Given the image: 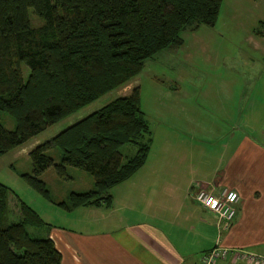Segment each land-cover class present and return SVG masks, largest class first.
I'll list each match as a JSON object with an SVG mask.
<instances>
[{
    "label": "trees",
    "instance_id": "trees-1",
    "mask_svg": "<svg viewBox=\"0 0 264 264\" xmlns=\"http://www.w3.org/2000/svg\"><path fill=\"white\" fill-rule=\"evenodd\" d=\"M223 0H0V155L114 88L126 85L158 51L183 43L182 32L215 24ZM44 19L31 24L29 8ZM264 35V19L254 28ZM29 68L24 76L23 64ZM7 111L16 120L8 128ZM149 119L141 88L120 95L74 121L30 151L33 169L23 176L50 195L40 175L67 166L92 174L94 186L71 191L66 208L112 201L111 188L130 177L148 156ZM135 148L124 161L122 146ZM61 149L59 162L48 153ZM10 188L0 182V264H63L50 236H35L28 225H49L21 202V218L10 220Z\"/></svg>",
    "mask_w": 264,
    "mask_h": 264
},
{
    "label": "crops",
    "instance_id": "crops-1",
    "mask_svg": "<svg viewBox=\"0 0 264 264\" xmlns=\"http://www.w3.org/2000/svg\"><path fill=\"white\" fill-rule=\"evenodd\" d=\"M199 29H190L191 46L184 37L176 44L186 49L177 74L168 80L154 74L146 110L140 77L125 85L129 93L140 86L143 110L163 125L145 163L111 188L110 203L64 206L59 221L43 217L49 223L44 236L55 241L63 264H196L216 244L264 253V78L262 95L248 96L237 111L225 102L236 99L233 78L212 77V85L201 88L191 70L208 46ZM256 47L264 50V43ZM198 94L219 102L220 118L204 113ZM201 187L241 195L230 226L196 199Z\"/></svg>",
    "mask_w": 264,
    "mask_h": 264
},
{
    "label": "rangeland",
    "instance_id": "rangeland-1",
    "mask_svg": "<svg viewBox=\"0 0 264 264\" xmlns=\"http://www.w3.org/2000/svg\"><path fill=\"white\" fill-rule=\"evenodd\" d=\"M29 15L34 27L43 24L44 19L35 12L33 7L29 8ZM261 19H264V0H223L216 23H203L200 25V29L196 31L203 43L208 46L203 50L202 55L199 54L192 63V73L201 78L198 84L201 88L211 86L212 77L233 78L236 81L233 92L236 99L232 100L233 95L225 99L229 108L230 104H233L232 110L237 111L248 96L253 98L256 95H262L258 88L262 84L260 80L264 78V50L257 48L256 45L257 42L264 43V36L254 33V28ZM193 34L195 33L190 29L182 32L183 37L188 41L187 46L194 44L191 40ZM185 50L179 49L177 45L173 44L146 59L144 68L135 76L140 77L144 85L146 95L143 108L145 110L148 107L147 97H150L151 101L153 98L151 86L154 74L163 79H169L170 73L177 74L174 70L178 69L179 58L183 57ZM23 72L24 76L27 77L29 68L25 63L23 64ZM124 86L107 91L76 112L48 126L22 145L0 155V182L10 188L11 221H17L21 218L22 201L35 208L49 222H52V219L58 221L64 219L61 214L66 213L67 209L59 202L68 199L71 191H85L94 186L92 174L83 168L68 165L67 172L59 174L56 168L52 166L40 175L50 190V195L46 196L34 188L23 176L24 172H32L33 169L29 151L74 121L102 107L114 98L128 94L129 89ZM243 91L245 94L242 93ZM196 99H198L205 114L210 112L215 117H221V111L217 109L219 102L214 104V100H207L204 94H198ZM149 117L152 136L154 133L158 135L159 129L162 131V122L156 114H150ZM227 119L226 123L230 125L232 120ZM1 120L8 128H13L16 125L14 116L7 111L1 112ZM203 138L207 139L204 135ZM221 138L219 136L215 140ZM122 151L124 161H126L129 156L135 153V148L131 144H126L122 146ZM48 153L57 162L60 161V147L54 146L48 150ZM28 229L33 235L42 236L47 232L48 226L28 225Z\"/></svg>",
    "mask_w": 264,
    "mask_h": 264
},
{
    "label": "built area",
    "instance_id": "built-area-1",
    "mask_svg": "<svg viewBox=\"0 0 264 264\" xmlns=\"http://www.w3.org/2000/svg\"><path fill=\"white\" fill-rule=\"evenodd\" d=\"M196 199L218 216L220 224L228 227L236 216L241 195L228 187L221 188L219 192L201 187L196 192ZM219 262L223 264H264V253L216 244L206 251L196 264H219Z\"/></svg>",
    "mask_w": 264,
    "mask_h": 264
}]
</instances>
